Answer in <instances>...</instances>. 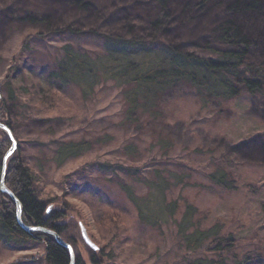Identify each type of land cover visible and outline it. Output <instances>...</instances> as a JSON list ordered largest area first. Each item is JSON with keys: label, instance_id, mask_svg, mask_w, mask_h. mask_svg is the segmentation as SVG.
Listing matches in <instances>:
<instances>
[{"label": "trees", "instance_id": "16d2710c", "mask_svg": "<svg viewBox=\"0 0 264 264\" xmlns=\"http://www.w3.org/2000/svg\"><path fill=\"white\" fill-rule=\"evenodd\" d=\"M63 1L73 11L65 10L64 18L61 16L60 19H64L62 22L58 21L60 9H54L57 2L54 0H47L36 9L26 5L25 0H8L0 6V17L3 14L10 18L4 34L13 28L11 24L27 23L33 30L24 35L20 49L11 59L7 76L0 83V92H5L0 99V123L10 129L16 141V148L7 160L4 184L19 200L24 224L53 230L71 245L74 264H86L76 254L80 240L76 236H68L65 224L57 222L65 217L67 209H52L48 213L46 201L35 192L36 175L22 158L18 137L20 123L30 125L42 120L41 117H30L27 109L23 110L24 94L35 95L39 100L38 106L54 110L58 101L68 98L73 91H76L77 98L85 101L97 86L110 82L121 96L119 123L134 128V133H148L152 144L162 156L166 155L174 132L183 124L174 117L179 95H192L203 106H208L245 93L264 116V0ZM92 18H100L102 22L93 23ZM35 22L44 31L35 28ZM64 34L96 40L98 48L90 50L64 44L59 56L50 61L48 69L32 76L30 87L18 93L20 91L13 86V77L18 70L16 63L28 54L31 41ZM262 138L260 135L257 140L258 146L261 143L260 148L253 156L264 166ZM249 144L243 142L233 148H246ZM10 146L11 140L0 129V175L2 159ZM91 148L92 141L88 139L60 140L53 160L55 165L61 166ZM124 149L130 157L136 152V146L131 142ZM252 152L246 151L249 156ZM102 167L112 168L118 174L120 179L109 180L134 208L142 225L154 228L169 218L175 222L183 249L195 253L194 257L180 264H249L248 256L233 254L235 237L230 231H223L220 222L205 226L194 204L184 199L180 209V201L167 197L171 186L188 184L189 179L174 174L171 183L159 169L153 170L150 179H144L139 176V167L131 164ZM239 176L231 163L223 161H219L208 174L214 185L227 191L238 188ZM136 183H143L144 194L135 192ZM263 184L264 178L256 184L246 182L244 186L253 190ZM15 209L13 200L0 190V242L6 245L41 242L44 252L38 264H69L68 250L51 235L41 231L27 233L18 226ZM122 212L121 206L113 204L100 210L106 216L103 222L113 224L112 231L117 228L115 223L121 221ZM176 214H179L178 219ZM83 223L86 225V220ZM94 223L95 229L86 227L90 239L97 245L101 238L100 228L95 220ZM105 246L98 247L97 251L87 246L88 261L106 264L104 258L109 260L112 254L104 253L102 248ZM198 252L202 253L196 254Z\"/></svg>", "mask_w": 264, "mask_h": 264}, {"label": "rangeland", "instance_id": "374dc122", "mask_svg": "<svg viewBox=\"0 0 264 264\" xmlns=\"http://www.w3.org/2000/svg\"><path fill=\"white\" fill-rule=\"evenodd\" d=\"M46 1L25 0V4L36 9ZM54 1H57L54 9H60V13L57 12L58 21L62 22L63 12L72 8L66 7L63 0ZM7 2L0 0V6ZM90 20L96 24L102 22L100 18ZM33 24L44 31L41 26H37V22ZM8 25L10 18L2 14L0 83L7 76L11 59L20 49L24 35L33 31L29 24L20 23L11 24L13 28L4 34L3 30ZM66 43L75 48H98L96 40L66 34L32 40L28 54L16 63L18 70L13 77V86L20 91L18 93L30 87L32 76L48 69L50 61L59 56ZM10 75L11 72L8 77ZM24 95L23 110L27 109L30 117H41L42 120L30 125L20 123L18 137L22 158L36 175L35 192L46 201L48 213L52 209H67L65 217L57 222L65 224L68 236H76L80 240L77 242L76 254L86 264L92 263L88 261L87 246L80 239L79 223L87 231L86 225L90 228L95 226L94 220L100 228L98 232L101 238L97 246L101 248L107 244L102 249L105 254H112L109 260L104 258L106 264H180L195 256V253L183 249L171 218L154 228L146 227L137 220L134 208L125 200L115 183L109 180L120 177L112 168L102 167L115 164L139 167V176L144 179H150L154 169L168 176L171 183L174 174L189 179L188 184L171 186L167 197L180 201V209L182 201L186 199L200 211L205 226L220 222L223 231L233 233L234 255L248 256L249 264H264V184L253 190L244 186L246 182L256 184L264 178V166L253 156L257 155L255 151L260 148L261 143L257 145L260 135L264 141V116L247 94L241 93L229 101L213 102L208 106H203L192 95H179L174 117L183 124L177 127L172 136V145L163 156L152 144L148 133H134V128L119 123L121 96L110 82L97 86L85 101L77 98L76 91H73L68 98L59 100L54 110L38 106L39 100L35 95ZM2 96H5L4 91L0 92V99ZM17 118L23 120L20 116ZM81 138L91 140L92 148L61 166L55 165L53 154L58 141ZM130 142L136 146L132 157L124 149ZM243 142L250 144L246 148H233ZM246 151L253 152L249 156ZM219 161L231 163L240 175L236 190L227 191L209 180V172L214 170ZM134 189L137 194L145 193L143 183H136ZM109 204L124 209V213H121L123 217L115 223L117 228L114 231L110 229L113 224L103 222L106 216L100 213ZM175 218L178 219L179 214ZM115 237L117 242L113 240ZM43 252L41 242L17 245L0 242V264H38Z\"/></svg>", "mask_w": 264, "mask_h": 264}, {"label": "water", "instance_id": "95a60500", "mask_svg": "<svg viewBox=\"0 0 264 264\" xmlns=\"http://www.w3.org/2000/svg\"><path fill=\"white\" fill-rule=\"evenodd\" d=\"M0 129L3 130L5 132V129H7L8 131L5 132L7 135L10 132L11 135L9 137V139L11 140V146L10 148L7 150V152L5 153L4 157L7 156V159H5L3 157L2 159V165H1V175H0V190L4 193H6L15 203V219L16 222L18 224V226L25 232H35V231H41L43 233H47L49 235H51L55 241L65 247L68 252H69V256H70V263L69 264H74V253H73V249L71 247L70 244L66 243L57 233H55L53 230L47 228V227H43V226H30V225H26L23 223L22 219H21V204L19 202V200L14 196V194L6 188L5 184H4V175H5V171H6V164H7V160L9 159L10 156H8V152L11 150L12 152L15 150L16 148V141L12 135V132L10 131V129L0 123ZM14 141V146H13V142ZM80 226V235L81 238L83 240V242L89 247L91 248L93 251H97L98 246L90 239L85 226L80 222L79 223Z\"/></svg>", "mask_w": 264, "mask_h": 264}, {"label": "snow or ice", "instance_id": "6c2138e0", "mask_svg": "<svg viewBox=\"0 0 264 264\" xmlns=\"http://www.w3.org/2000/svg\"><path fill=\"white\" fill-rule=\"evenodd\" d=\"M7 131H8V130L5 129V132H7ZM8 135L10 136L11 133L9 132ZM4 139H7V137H5ZM12 143H13V146H14V141H13ZM11 154H12V151L10 150V151L8 152V156H10ZM4 158L7 159V156H5Z\"/></svg>", "mask_w": 264, "mask_h": 264}]
</instances>
